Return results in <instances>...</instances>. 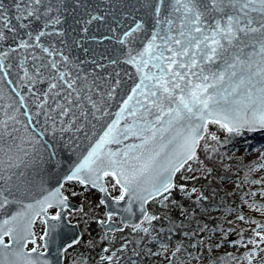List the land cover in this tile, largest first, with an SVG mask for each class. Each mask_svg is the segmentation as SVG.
Masks as SVG:
<instances>
[{"label": "snow or ice", "instance_id": "6c2138e0", "mask_svg": "<svg viewBox=\"0 0 264 264\" xmlns=\"http://www.w3.org/2000/svg\"><path fill=\"white\" fill-rule=\"evenodd\" d=\"M257 134L264 0H0V264H264Z\"/></svg>", "mask_w": 264, "mask_h": 264}, {"label": "rangeland", "instance_id": "374dc122", "mask_svg": "<svg viewBox=\"0 0 264 264\" xmlns=\"http://www.w3.org/2000/svg\"><path fill=\"white\" fill-rule=\"evenodd\" d=\"M214 130V129H213ZM221 135V139L223 141L226 136L225 133H218ZM244 147V149H240L238 143ZM222 152H225L228 157L231 159L224 158L223 164L228 166V174L230 179L226 181L225 187L229 192H235V195L232 196L236 199L237 204L240 203L239 197L243 194V191H247L251 188L253 191H256L260 186L259 185H251L245 183L243 185V190H238L236 185L240 183L243 179L245 173L248 171L249 167L257 168V171L252 173V178L259 179L264 176V169H259L258 165L264 164V135L257 134L255 136L248 135L247 143L245 140L240 139L237 140L234 144H228L226 147L221 149ZM110 191L113 195L117 194L114 189L110 188ZM258 202L264 203V199H261L259 196L257 197ZM247 216H251L252 218L263 222L264 216H261L258 212H253L245 206L244 209ZM243 227L247 228L248 225H243ZM37 232L39 233V225L37 226ZM250 235V232L246 233V236ZM229 251H233L231 245L228 246ZM240 251H243L242 249ZM237 255L240 252L236 253Z\"/></svg>", "mask_w": 264, "mask_h": 264}, {"label": "trees", "instance_id": "16d2710c", "mask_svg": "<svg viewBox=\"0 0 264 264\" xmlns=\"http://www.w3.org/2000/svg\"><path fill=\"white\" fill-rule=\"evenodd\" d=\"M220 171H221V174H223L224 173V168H223V166H221L220 167ZM229 173V172H228ZM207 183V181H201L200 183H198L196 186L197 187H200V184H206ZM221 184V182L219 181V179H217V182H216V185H214V186H217V185H220ZM228 191V190H227ZM220 195H224V192H221L220 193ZM235 201V204H237V201H236V199L234 198V197H232V196H230V197H226V202H228L229 204H231L232 203V201ZM238 205V204H237ZM232 206H235V205H232ZM263 222H264V219H263ZM93 256H95V253H93Z\"/></svg>", "mask_w": 264, "mask_h": 264}, {"label": "bare ground", "instance_id": "6f19581e", "mask_svg": "<svg viewBox=\"0 0 264 264\" xmlns=\"http://www.w3.org/2000/svg\"><path fill=\"white\" fill-rule=\"evenodd\" d=\"M238 145H239V147H240L241 150L244 149V147L241 145L240 142L238 143Z\"/></svg>", "mask_w": 264, "mask_h": 264}]
</instances>
